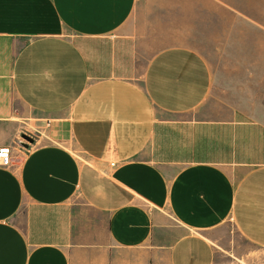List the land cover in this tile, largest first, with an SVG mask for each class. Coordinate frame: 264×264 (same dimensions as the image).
Here are the masks:
<instances>
[{"label": "crops", "instance_id": "crops-1", "mask_svg": "<svg viewBox=\"0 0 264 264\" xmlns=\"http://www.w3.org/2000/svg\"><path fill=\"white\" fill-rule=\"evenodd\" d=\"M260 21L251 0H0V264L264 247V63L233 55Z\"/></svg>", "mask_w": 264, "mask_h": 264}, {"label": "rangeland", "instance_id": "rangeland-1", "mask_svg": "<svg viewBox=\"0 0 264 264\" xmlns=\"http://www.w3.org/2000/svg\"><path fill=\"white\" fill-rule=\"evenodd\" d=\"M251 13L260 17L261 21L257 26H254L252 22L249 43L247 38H245L243 52H238L242 47L238 44L235 45V53L233 55L236 60L264 63V0H251ZM231 56L232 54H228L229 58ZM252 71L255 72L254 77L260 81V92L257 94L261 97V101H245V103H242H244V106L251 107L264 106V69L253 68ZM256 110L258 112L257 108ZM239 247L246 251L243 256H236L234 261H222L220 264H264V247L254 246L244 241L240 242Z\"/></svg>", "mask_w": 264, "mask_h": 264}, {"label": "built area", "instance_id": "built-area-1", "mask_svg": "<svg viewBox=\"0 0 264 264\" xmlns=\"http://www.w3.org/2000/svg\"><path fill=\"white\" fill-rule=\"evenodd\" d=\"M13 148L10 145L0 146V165L8 166L12 163Z\"/></svg>", "mask_w": 264, "mask_h": 264}, {"label": "water", "instance_id": "water-1", "mask_svg": "<svg viewBox=\"0 0 264 264\" xmlns=\"http://www.w3.org/2000/svg\"><path fill=\"white\" fill-rule=\"evenodd\" d=\"M21 137L23 139L22 140V144L24 146H28L29 143L34 142V137L32 135L28 134V133H23Z\"/></svg>", "mask_w": 264, "mask_h": 264}]
</instances>
